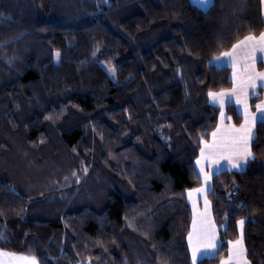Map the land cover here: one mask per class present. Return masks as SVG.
Listing matches in <instances>:
<instances>
[{"label": "trees", "instance_id": "1", "mask_svg": "<svg viewBox=\"0 0 264 264\" xmlns=\"http://www.w3.org/2000/svg\"><path fill=\"white\" fill-rule=\"evenodd\" d=\"M262 1L0 0V249L38 264H192L185 191L218 122L208 93L233 84L210 61L264 32ZM255 137L256 159L211 179L225 228L197 264L227 255L239 220L248 261L264 264V125Z\"/></svg>", "mask_w": 264, "mask_h": 264}, {"label": "crops", "instance_id": "2", "mask_svg": "<svg viewBox=\"0 0 264 264\" xmlns=\"http://www.w3.org/2000/svg\"><path fill=\"white\" fill-rule=\"evenodd\" d=\"M193 4H195L197 7L201 9H207L211 3L207 6L203 5L199 2V0H191ZM262 18H264V1H262ZM261 34H264L262 32ZM260 34V35H261ZM260 35H247L238 42H236L230 50L225 51L221 53L220 55L214 57L211 59V64L215 67H223L227 66L231 69L230 77L233 82L231 88L225 89V90H219V91H210L216 94L219 93H232L235 90V95L231 97L232 103L236 110L241 117L242 121L239 125H235L232 122L231 117L227 114L225 111L226 105L229 103L228 97L225 96L223 98L224 102L221 104L219 100L216 102H213L212 97L208 95V100L210 104L213 106H217L220 109L219 116H218V122L216 127L213 129V131L209 134L208 138L201 141V148L199 151V155L196 158L194 165L196 168L197 173H199L200 169L203 168L204 172L207 173L211 179L214 174L218 173L216 172V169L219 168L221 165L224 167L220 169V171L223 170H234L231 168V165L228 163L224 157L228 156H234V149L232 146V140L234 137L242 136L244 133L242 131L238 132L237 129H241L242 126L245 125V115L247 114H256L257 110L256 107L254 110H251L250 108V98L253 96V91L258 92V89L260 87L261 81L256 80L255 83L257 84V87L255 90H253L251 87H246V85L249 82V77L254 76L256 73H264V63L261 62L260 57L264 55V53H261L259 51L256 52V60L253 63L250 56L247 55V53L250 51L251 45L255 43V41L249 42L247 45H240L241 41H244L246 37L252 36L255 37L256 40L259 39ZM236 45H240L239 47H235ZM231 52L233 53L232 57H226L224 56V53ZM260 63V65H259ZM239 98L244 103L242 104H236V100ZM264 105V97L260 101L256 103V105ZM245 105H247V108H245ZM256 130V125L253 129L254 133ZM213 133H216L215 137H213ZM252 141H250V147H251ZM240 150L243 149V144H239L237 146ZM203 150L204 156L209 157L211 156V159H203L201 156V151ZM201 161L200 164H197V161ZM213 160H218V163H214ZM219 171V172H220ZM201 179V185L196 188H191L185 191V196L188 201L190 210H191V224H190V230L187 236V245L190 252L191 257V247L193 245H196V233L201 229V227L207 228L209 234L211 236L215 237V242L217 244V248L220 244V238H219V232L225 228V225L223 226H217L213 220V215L211 211V203L208 198V192L211 188V179L208 181V184L205 185L204 179H203V173L199 175ZM198 188H204L205 191L202 193H197L195 190ZM191 192V198L189 197L188 193ZM205 201H207V207L205 204ZM241 221V220H239ZM239 221L237 222V231H238V237L235 240H231L228 242V253L227 255L221 259V261L218 264H250L246 257V249L243 241V227H241ZM193 235V239L189 241L188 237L189 234ZM240 241L239 244L236 242ZM199 247L201 248V251H204L203 244H200ZM209 250L211 252L216 253V250ZM213 256V255H212ZM19 257H30L27 255H22L10 251H6L3 249H0V264H22L18 259ZM198 256V260H199ZM38 264V262H37Z\"/></svg>", "mask_w": 264, "mask_h": 264}, {"label": "snow or ice", "instance_id": "3", "mask_svg": "<svg viewBox=\"0 0 264 264\" xmlns=\"http://www.w3.org/2000/svg\"><path fill=\"white\" fill-rule=\"evenodd\" d=\"M200 3H202L203 5L207 6L211 3V0H199ZM255 41V43H253L251 45L250 51L247 53L248 56L251 57L253 63L256 60V52L259 51L261 53H264V34H261L259 39L256 40L255 37L249 36L246 37L244 41L240 42V45H247L249 42ZM240 45H236L235 47H239ZM57 58H59L60 53L57 52L56 53ZM224 56L226 57H232L233 53L231 52H226L224 53ZM260 60L262 63H264V55H262L260 57ZM109 74L113 75L115 74V69H110L109 70ZM256 80L261 81L260 83V88L264 89V73H256L254 76L249 77V82L246 85V87H251L253 90L256 89L257 84L255 83ZM208 95L210 97H212L213 102H216L217 100H219V102L221 104H223L224 100L223 98L225 96L228 97V103L231 104L232 103V99L231 97L233 95H235V90L232 93H213V92H209ZM253 97L256 96V92L253 91L252 93ZM244 103L242 100H240L239 98H237L236 100V104H242ZM256 114H247L245 115V125L242 126L241 129H237L236 131L240 132L242 131L244 133V135L242 136H238V137H234L232 140V146L234 149V156L235 158H233V156H228V157H224V159H226L228 161V163L231 165L232 169H235L237 171H242L247 164L251 161L256 159L255 155L253 154L251 147H250V141L254 140L255 137V133L253 131L255 125L257 123H260L261 125H264V105H256ZM245 108H247V105H245ZM237 111H239V109H237ZM48 119H51V117H48ZM213 137H215L216 133L212 134ZM243 144V149L240 150L237 146L239 144ZM201 156L203 159H211V156L209 157H205L204 156V152L203 150L201 151ZM214 163H218V160H213ZM201 161H197V164H200ZM224 166L221 165L219 168L216 169V172H219L221 168H223ZM201 173H203V179H204V183L205 185L208 184V181L211 179V177L204 172V169L201 168L199 173H197V175H200ZM75 175V173H74ZM197 193H202L205 191L204 188H198L195 190ZM189 197L191 198L192 193L189 192L188 193ZM206 207H207V201H205ZM241 227H243L245 221L241 220L239 221ZM189 241H191L193 239V235L190 233L189 237H188ZM7 240V233L5 232H0V242H6ZM196 245H193L191 247V262L192 264H197L198 261V256L199 258H204V257H210L212 255H214V252H211L209 250H215L217 248V244L215 242V237L211 236L207 230V228L205 227H201V229L196 233ZM237 244L240 243V241L236 242ZM200 244H203L204 247V251H201V248L199 247ZM14 259H18L20 262H22V264H37V261L34 257H19V258H15Z\"/></svg>", "mask_w": 264, "mask_h": 264}, {"label": "rangeland", "instance_id": "4", "mask_svg": "<svg viewBox=\"0 0 264 264\" xmlns=\"http://www.w3.org/2000/svg\"><path fill=\"white\" fill-rule=\"evenodd\" d=\"M102 65H103V67L106 69V71L108 72V74H109V70H110V68H108L104 63H102ZM110 75V74H109ZM110 76H113V75H110ZM25 160H23V162H24ZM19 254V253H18ZM22 255H25V254H22ZM27 256H29V255H27ZM30 257H32V256H30Z\"/></svg>", "mask_w": 264, "mask_h": 264}]
</instances>
